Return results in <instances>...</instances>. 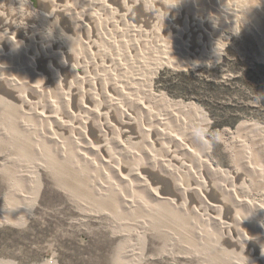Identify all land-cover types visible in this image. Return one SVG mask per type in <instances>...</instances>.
<instances>
[{
  "label": "bare ground",
  "instance_id": "obj_1",
  "mask_svg": "<svg viewBox=\"0 0 264 264\" xmlns=\"http://www.w3.org/2000/svg\"><path fill=\"white\" fill-rule=\"evenodd\" d=\"M43 1L42 5H45L47 1ZM84 1L92 5L97 0ZM18 2L22 6L27 3L26 0H0V141L20 143L24 151L31 152L37 156L36 158H39L37 161L41 160L42 163L39 161L41 164L37 166L38 168H31L22 162L20 157L19 161L11 158L17 161L15 162V170H18L19 173H30L28 180L35 186V174L40 168L50 172L55 170L60 174L62 173L61 175L65 174L69 179L70 177L74 179L72 181L74 187L71 186L73 189H76L75 187L81 188V190L77 189L85 194V199L88 197L90 200L93 199L95 203L99 202L100 206L103 205L106 210L108 209V212L109 210L112 212L110 215L116 217L126 215L127 220L130 218L143 219L141 226L144 228L147 227L145 223L148 222H144V220L148 221V216L160 217V214L165 210L179 219L180 224H182L181 228L186 229L191 236L193 235L199 244L204 242V239L209 237L213 230L219 232L225 242L221 241L226 246L222 248L226 253L223 252L224 256L226 255L225 258L229 260L227 262L241 264L242 261L238 255H243L250 257V260L253 261H262L264 264V201L253 203L246 196L250 189L247 190L246 183L248 182H245L244 179L250 177L264 183V140H260L255 147L256 152L254 149L255 164L253 163L252 152L248 148L246 151L244 149L239 157L240 162L237 161L243 169V174L239 175V172L236 175L234 172L233 175L232 172L229 174L217 167L210 157L209 144L204 138L205 127H202L204 123L201 125V123H195V120L194 123L189 121L190 117L200 118L198 108L193 104L183 105L169 102L163 95L154 94L151 88L153 73L162 63L168 62L179 65L194 62L190 57L195 58L198 53L202 52L200 47L204 43V37L208 36L207 29L203 25H198L197 28L193 27L194 29L191 30V34L187 35L186 41L182 40L177 47L174 43L157 44L158 41L156 45L151 47L146 44L145 51L143 50L144 46L143 48L137 47L138 53H136L140 59L131 57L130 59L134 61L131 65L129 63V68H126L122 62H125L123 58L126 56L122 50L124 48L116 43L115 56L112 53L111 56L109 55L111 64L115 65V68L111 70L114 66L112 68V65L109 66L107 58V60H99L101 58L96 57L94 60V53L89 59L73 58L70 53L64 51L62 44L51 45L50 51H43L42 53L39 51L40 54H33V57L29 56L28 52L31 49H28V41L31 43L34 39L29 38L30 34L27 36L28 30L23 32L13 27L15 23H13V18L17 13L15 5ZM63 3L62 0H49L50 7L53 8V16H57L58 20L63 19L65 24H70L65 26L67 27L66 30L68 28L73 32L79 30L81 38L87 33L88 42L86 44L94 52L91 43L96 40H94V36L97 33L94 34L95 27L92 25H95L98 19L96 14L91 12L94 8L91 7L90 11L91 5L87 4L90 14L83 13L80 18L78 17L79 14L76 13L77 11L74 13L71 10L73 7L69 9L70 5L66 6ZM97 4L92 6L95 8L98 6L102 11H110L115 17H119L118 7L119 5L122 6L119 0H101ZM150 8L152 7H148L144 2L134 1L125 12L123 21L134 23L138 20L139 14H150L153 9ZM181 15L178 13L177 18H180ZM76 16L77 19H75ZM70 19L73 21L71 22ZM76 20L77 22H75ZM57 24L59 25V23ZM170 26L172 27L171 24ZM112 30L114 31V29ZM33 31L35 32V30ZM138 31L140 30L138 29ZM195 34H197L196 42L193 41ZM177 37L179 38V36ZM40 38L41 40L46 38L44 33L40 35ZM69 38L72 39L71 36ZM136 41L138 40L136 39ZM36 42L35 38L34 43ZM68 42L70 43V40ZM221 43L217 45L219 49L216 47L218 50H220ZM64 46L66 47V45ZM113 50L111 48L110 51ZM142 50L144 55H142ZM16 52L19 54L21 52L22 58L15 56ZM127 54L135 56L131 53ZM156 54L157 60L149 66L147 65L145 71L142 70L143 64L148 63V59L151 58L148 56H156ZM97 58L99 59L97 60ZM152 60L154 59L152 58ZM100 71L101 74H98ZM173 127L176 128V131H173L175 129ZM246 127L255 129L254 124H248ZM9 147L13 146L10 145ZM18 149L20 148H16V150ZM19 152L17 153L19 154ZM18 156L22 157L21 153ZM30 158L35 157L30 156ZM28 163L31 166L30 162ZM12 169L14 168L12 167ZM24 176L26 177V175ZM21 179L23 178L21 177ZM34 189L36 191L37 187ZM34 189L32 195L28 197L30 200L25 198V200L30 201L29 204H26V206L29 205L28 208L26 207L27 209H23L22 212L18 211L20 213V216L16 218L18 223L19 221L22 223V220L27 216L35 194ZM14 198L16 199V197ZM80 198L82 197L80 196ZM89 202L93 203L92 200ZM25 203L28 202L25 201ZM10 214L2 216L0 224L9 221L16 222L15 213L14 215ZM155 218L157 219V217ZM184 232L186 234V231ZM215 235L217 234L215 233ZM140 237L142 240L141 247L137 249V245L135 246L138 252L136 253L135 249L124 253L123 257L126 259V264H137L144 243V237L142 235ZM185 237H188V234ZM213 237L216 238L217 236ZM133 238L135 239V237ZM217 241L220 244L219 240ZM205 243L200 245H205ZM238 260L240 261L238 262ZM244 261H246L245 258Z\"/></svg>",
  "mask_w": 264,
  "mask_h": 264
},
{
  "label": "rangeland",
  "instance_id": "obj_2",
  "mask_svg": "<svg viewBox=\"0 0 264 264\" xmlns=\"http://www.w3.org/2000/svg\"><path fill=\"white\" fill-rule=\"evenodd\" d=\"M26 1L25 6H22L20 2L16 3L17 5L15 6L17 9L15 11L17 13L13 18V23L15 22L13 27L23 32H27L28 30L26 33L27 36L30 34L29 38L34 39L31 43L28 41V49H31L28 52L29 56L33 57V54L50 51L51 45L56 46L62 44L61 46L64 48V51L70 53L73 58L79 57L82 60L85 58L89 59L93 53L94 60L96 57L101 58H97V60L107 58L109 60V66L112 65L111 68L114 66L111 70L115 68V65L110 62V56L111 53L113 56L116 54V43L121 48H124L122 50H124V56H126L123 58L125 62H122L126 68H129L134 61L130 58L133 57L137 60L139 58V55H137V47L143 48L144 46V50L146 44L151 47L156 45L157 41V44L165 42L170 44L174 43L177 47L182 40L186 41L188 38L187 35L191 34L192 29L203 25L208 31V36H205L203 39L204 43L200 47L202 48V52L197 55L195 54L196 56L193 55L195 58L190 57L194 62H186L179 65L164 62L159 65L152 76V91L158 96L163 95L169 102L183 105L193 104L198 108L200 118L190 117L189 121L193 122L195 120V123H201V125L204 123L202 125L206 131L204 138L208 141L210 157L217 167L227 171L229 174L232 172V175L234 173L236 175L238 172L239 175H242L243 169L238 165L239 163L237 161L240 162L239 157L241 156V152L243 153V150L245 149L246 151L247 148L253 154V163H256L254 155L257 150L255 147L259 144L260 140H264V0H119L122 6L119 5L118 7L119 17L116 16L117 18L110 11H102L98 6L96 8L92 6L98 5L97 3L99 1L101 2V0H97L92 5L88 2L85 3L84 0H62L64 2L63 5H70L69 9L73 7L71 10L74 13L77 11L76 13L79 14L78 17L80 18L83 13L90 14L89 10L92 9L91 7L94 8V10L90 11L96 14L95 16L98 18L96 24L98 26L96 24L92 25V27H95L94 34H97L94 36V40H96L91 45L93 44L92 49L96 51V54L86 44L88 42L87 33L81 38L79 30L74 31L76 34L69 28L66 30L67 27L65 26H69L70 24H65V21H62L63 19L58 20L59 18L57 16H53V8L50 7L49 0H45L47 1L45 5H42L43 0ZM134 1L144 2L148 7H152L153 9L150 8L152 9L150 14H139V22L137 20L134 22L135 24L131 21L124 22L123 16ZM229 2L232 4H229ZM250 2L253 3L250 4ZM82 4L84 6H81ZM87 4L91 5L90 8ZM178 13L182 14L180 18H177ZM176 18L178 21L175 20ZM75 19H77V16ZM184 20L187 21L185 22ZM70 21L72 22L73 20L70 19ZM29 22L32 23L30 24ZM102 23H106L107 25ZM175 28L177 29L175 30ZM179 28H182L184 31ZM38 33H44L46 38L41 40V34ZM173 34L179 36V38ZM196 37L197 34L193 36L194 42H196ZM210 37L211 39H209ZM35 38L37 40L36 43H34ZM69 40L70 43L68 42ZM220 42L222 43L220 50H218L219 47L217 45ZM129 46L131 48L133 47V49ZM111 48L114 49L112 52L110 51ZM144 51L142 55H144ZM17 53L15 56L22 58L21 52L20 54ZM127 53L135 56H129ZM148 57H151V60L148 59L149 62L147 61L148 63L143 64L142 70L147 69L146 67L158 58L157 54L156 56L149 55ZM98 74H101V71ZM248 124H254L255 129L251 127L245 128ZM173 131H176V128ZM242 143L243 145H241ZM0 144V219H2V216H7V214L11 215L10 213L13 215L15 213L16 216H14L16 222L11 221V223L9 221L10 223L3 222L0 224V264H126V259L123 257L124 253L131 250L134 251L137 247V249L141 247V235L144 237V243L137 264H233L232 262H227L229 260L225 258L226 255L224 256L225 252L222 247L225 246V242L219 232H214L213 230L214 233L211 232L207 238H213L214 240L210 239L212 241H208L205 238V241L203 240L204 242L200 243L206 242L205 245H200L193 235L191 236L189 232L187 233L186 229L181 228V221L165 210L160 214V217L155 215L148 216V221L144 220V222H148L145 223L147 225L146 228L141 226L143 219L130 218L127 220L126 215L122 217H120L121 215L117 216L121 218L117 219L115 215H110L112 214L110 210L108 212L106 207L103 205L101 207L99 202L95 203L91 199L93 204L89 202L91 200L88 197L85 199V194L79 191L81 188L75 187L76 189H73L74 184L72 185V181L74 179H71V177L69 179L65 174L61 175L62 173L60 174L55 170L50 172L49 170L40 168L35 174L36 186L33 185L28 180L30 173H19L18 170H15V162L21 159L22 162H25L29 167L33 168L39 166L42 161H37L39 158H36L37 156H34L31 152L24 151L20 143L0 141ZM15 147L20 149L16 150ZM18 151H20L19 154L21 153L22 157L18 156ZM25 153L30 155L28 156ZM23 155L28 157L26 158ZM30 156L35 158L31 159ZM11 158H15L17 161ZM10 160L12 163L9 162ZM28 162H30L31 166ZM13 163L14 165H11ZM57 174L67 177H61ZM244 179L245 182H248L246 183L248 186L247 190L250 189L249 192L246 190V196L253 203L264 201V183L250 177H245ZM25 181L29 183L26 185ZM35 187H37L36 191L34 189ZM33 189L35 194L28 209L27 216L22 220V223L21 221L18 223L16 218L20 216L19 212L28 208L29 205L26 206V204L30 203L28 197L32 195ZM25 198L29 200H25ZM25 201L28 203H25ZM149 224H152L151 227ZM184 231H186V234H184ZM187 234L188 237H185ZM213 236L217 237L215 238ZM191 239L192 241L190 242ZM217 240H219L220 244ZM137 249L135 250L136 253L138 252ZM238 257L242 261L241 264L243 262L244 264H263L262 261H253L247 256L238 255ZM244 258L246 261H244Z\"/></svg>",
  "mask_w": 264,
  "mask_h": 264
}]
</instances>
